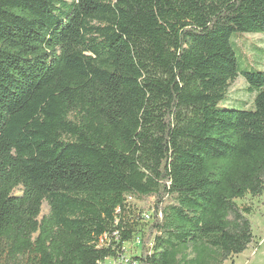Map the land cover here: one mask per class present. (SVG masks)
Listing matches in <instances>:
<instances>
[{
	"label": "trees",
	"instance_id": "16d2710c",
	"mask_svg": "<svg viewBox=\"0 0 264 264\" xmlns=\"http://www.w3.org/2000/svg\"><path fill=\"white\" fill-rule=\"evenodd\" d=\"M236 32H264V0H0V264L255 244L236 200L264 194V69L239 67ZM238 77L254 109L219 106Z\"/></svg>",
	"mask_w": 264,
	"mask_h": 264
},
{
	"label": "rangeland",
	"instance_id": "374dc122",
	"mask_svg": "<svg viewBox=\"0 0 264 264\" xmlns=\"http://www.w3.org/2000/svg\"><path fill=\"white\" fill-rule=\"evenodd\" d=\"M231 43L235 49L237 62L239 67L244 68L251 64L257 66L259 69H264V32L262 33H233L231 36ZM247 83L243 77H238L230 84L226 93V97L219 104L220 107L228 108H244V101L249 105L248 109H254V95L246 90ZM154 198L147 197L142 200H133L136 206L145 211L152 210ZM238 205L250 209L249 217L253 222V232L256 241H260V247L253 244L245 253L239 257H233L225 264H246L248 259L250 264H264V194L261 197H252L247 195L244 199L236 200ZM43 213L49 210L45 203L42 207ZM135 243V242H134ZM131 242L126 244L129 247L131 255L139 254L141 245L137 247L136 244L131 246ZM137 247V248H136ZM251 256V259L250 257ZM102 264H107V261Z\"/></svg>",
	"mask_w": 264,
	"mask_h": 264
},
{
	"label": "built area",
	"instance_id": "2783aa9c",
	"mask_svg": "<svg viewBox=\"0 0 264 264\" xmlns=\"http://www.w3.org/2000/svg\"><path fill=\"white\" fill-rule=\"evenodd\" d=\"M143 216H144V221L146 222H151L153 220V210L151 211H145L143 213ZM115 236H117V234L115 233L114 234ZM118 237V236H117ZM116 237V238H117ZM109 236L108 234H104L101 239H100V246L102 245H108L109 243ZM135 244L137 245V247L139 245H141V238H140V235H137L135 238ZM126 244H124L123 248H122V252L120 255L116 256V257H109L107 258L105 261H107V264H138L137 261L134 260V256L135 255H131L129 253V247H126ZM133 247V246H132ZM136 247V248H137ZM140 251H141V248H140ZM105 261L103 263H105Z\"/></svg>",
	"mask_w": 264,
	"mask_h": 264
},
{
	"label": "crops",
	"instance_id": "0c3cea01",
	"mask_svg": "<svg viewBox=\"0 0 264 264\" xmlns=\"http://www.w3.org/2000/svg\"><path fill=\"white\" fill-rule=\"evenodd\" d=\"M255 243H257V244H256L257 247H260V241H256ZM244 253H245V252H244ZM236 257H239V255L236 256ZM249 257H250V259H251V256H249ZM246 264H250V260H249V259H248V262H247Z\"/></svg>",
	"mask_w": 264,
	"mask_h": 264
},
{
	"label": "bare ground",
	"instance_id": "6f19581e",
	"mask_svg": "<svg viewBox=\"0 0 264 264\" xmlns=\"http://www.w3.org/2000/svg\"><path fill=\"white\" fill-rule=\"evenodd\" d=\"M129 242H131L132 244H131V246H133L135 243V240L133 239V240H131V241H129ZM126 243H128V242H126ZM141 247H142V245H141Z\"/></svg>",
	"mask_w": 264,
	"mask_h": 264
}]
</instances>
